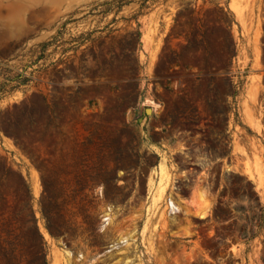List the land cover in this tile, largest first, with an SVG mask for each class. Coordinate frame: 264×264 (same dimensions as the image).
<instances>
[{"label": "rangeland", "instance_id": "1", "mask_svg": "<svg viewBox=\"0 0 264 264\" xmlns=\"http://www.w3.org/2000/svg\"><path fill=\"white\" fill-rule=\"evenodd\" d=\"M0 264H264V0H0Z\"/></svg>", "mask_w": 264, "mask_h": 264}, {"label": "crops", "instance_id": "2", "mask_svg": "<svg viewBox=\"0 0 264 264\" xmlns=\"http://www.w3.org/2000/svg\"><path fill=\"white\" fill-rule=\"evenodd\" d=\"M172 140L173 139H170L171 144L169 146L165 144H156V148H154V152H160V164L165 161L164 163L167 168H169V163L170 159H172V155L179 154L181 152L177 146V143H173ZM168 147H170L171 153L169 152V149H167ZM163 154H165V156H163Z\"/></svg>", "mask_w": 264, "mask_h": 264}, {"label": "bare ground", "instance_id": "3", "mask_svg": "<svg viewBox=\"0 0 264 264\" xmlns=\"http://www.w3.org/2000/svg\"><path fill=\"white\" fill-rule=\"evenodd\" d=\"M171 208L175 212L178 211V208L173 203H171Z\"/></svg>", "mask_w": 264, "mask_h": 264}]
</instances>
